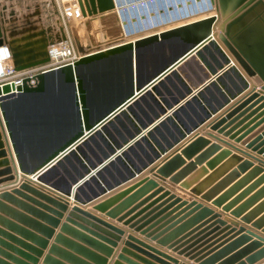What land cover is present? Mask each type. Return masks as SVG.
Wrapping results in <instances>:
<instances>
[{
  "label": "water",
  "instance_id": "obj_1",
  "mask_svg": "<svg viewBox=\"0 0 264 264\" xmlns=\"http://www.w3.org/2000/svg\"><path fill=\"white\" fill-rule=\"evenodd\" d=\"M78 1L90 49H97L82 53L72 64L26 77L21 84H5L0 88V107L3 108L5 98L11 93L43 90L44 78L51 74H62L72 87L76 131L53 148L43 162L28 168L20 160V168L32 171L35 176L30 181L44 183L41 184L60 198L72 197L86 207L93 204V209L106 212L107 216L129 225L157 245L196 263L254 264L262 259L264 236L245 226L234 230L240 237L207 253L197 252L193 247L219 226L230 223L236 227L238 224L222 218V213L212 206L251 223L264 233V215L255 219L264 211V200L260 201L264 197V186L235 207L264 181V175L230 200L253 176L264 171V112L241 134L235 133L264 108V0H216V15L145 33L135 39H129L125 32L121 15L116 10V0ZM53 31L54 28L49 26L40 33L42 38L38 44L42 55L29 58L25 53L22 55L24 45L17 43L19 39H8L0 15V45H10L12 62L17 70L50 60L49 45L67 39L64 25H59L54 35L50 34ZM112 42L117 43L112 45ZM76 43L81 52L78 41ZM104 44L105 48H98ZM96 63L101 69L97 70L94 79L98 78L99 82L90 85L83 67ZM114 65L118 66L117 71L112 70ZM94 94L98 99L91 103L90 97ZM2 114L9 127L5 111ZM206 127L211 130H207L206 135L201 134ZM2 128L0 116V149L5 147ZM9 135L18 152L11 130ZM211 138L216 141L212 142ZM221 143L245 157L234 154L225 165L216 169L223 156L232 154L231 149H223ZM220 150L222 152L216 158L209 160ZM5 153L1 150L0 156ZM236 161V167L226 169ZM7 162L3 160L0 164ZM205 162L207 168L202 167L198 172L215 170L192 188L198 198L166 180L169 178L181 187L190 188L191 178L184 179ZM252 167L240 178L241 173ZM10 170L6 168L0 173L6 174ZM155 178L163 183L159 184ZM9 179L13 177L5 178ZM165 186H168L167 190ZM154 187L155 190L140 199ZM20 189L44 197L63 210L67 208L68 199H52L28 186L27 182H23ZM13 193L40 203L20 190L14 189ZM159 193L162 194L155 199ZM78 203L70 209L68 222L77 224L75 221H78L114 240L120 238L124 232L120 227ZM52 211L56 216L61 215ZM56 216L48 217L53 226L59 223ZM206 219V224H212L197 234L201 238L193 243L194 238L185 240L199 231L205 225L199 223ZM63 229L74 230L68 224ZM46 230V234L51 235L52 230ZM189 231L192 232L187 233ZM59 239L99 264L104 263V258L72 240ZM247 241L252 242L236 250ZM125 244L160 264L178 261L174 255L135 234H129ZM58 252L75 264H90L67 251ZM47 261L64 264L51 257Z\"/></svg>",
  "mask_w": 264,
  "mask_h": 264
},
{
  "label": "crops",
  "instance_id": "obj_2",
  "mask_svg": "<svg viewBox=\"0 0 264 264\" xmlns=\"http://www.w3.org/2000/svg\"><path fill=\"white\" fill-rule=\"evenodd\" d=\"M31 2L32 0H0V15L3 25L5 26L6 23L8 21H11L12 19H19L24 17L25 15H31L33 11V9L31 8ZM119 3H116V10L119 9V12H121L122 10L121 13L123 19H125V23H128V20L132 21V15H130V12L125 11L126 8L128 9L130 3H128L127 0H119ZM75 12L77 13V17L84 22V17L82 16L81 11L79 10ZM70 22V16L67 15L65 17V23L68 29L70 30L73 38L75 39L74 31L72 29V25H70ZM125 23L123 21V25ZM17 30L22 31L20 29ZM55 32H57V29L51 32L50 34L54 35ZM47 35H44V37ZM27 36L28 34L26 32H21L17 33L15 37L21 41V45L27 46V44H29V39H24ZM41 38L42 35H40L39 37H34V43L38 44V41H40ZM88 41L90 43L89 39ZM30 56L32 57V55ZM30 56L29 58H31ZM99 65L100 64L96 63L83 67V73L86 75V78L90 85H96L99 82L98 78L94 79V76L96 77L98 73L97 70L101 69ZM112 67V70L117 71V65H114ZM33 83L35 84V81ZM97 99L98 96L94 94L90 97V102L94 103L93 101H97ZM3 111H5L6 113L9 127L5 123V118L2 114ZM263 112L264 108L261 109L248 121H246L243 125H241L235 131V133L241 134L256 120H258L263 114ZM0 116L3 122L2 131L4 133L3 139L5 141V147L3 149L1 148L0 151H6L5 155L0 156V162H2L3 160H8L6 164H0V172L6 168L11 169L9 173H0V264H51L47 261L49 257L58 260L64 264H75L63 257L58 252L59 250H64L71 254H74L75 256L81 258L86 262H89L90 264H99L98 262L90 259L87 255H85L86 253H84L83 251L69 247L65 243V241L63 239H59V237L70 239L73 242L84 247L85 249L89 250L90 252L101 256L105 259L103 264H160L155 260L143 255L142 253H139L133 248L126 246L125 243L129 234H135L141 240L154 244L158 248L163 249L164 251H167L170 254L174 255L178 260L175 264H199L194 262L193 260H189L184 255H178L177 253L172 252V250H168L165 247L157 245L155 241L152 242L149 238H146L145 235H141L139 232H135L134 229L129 227V225H124L123 222H118L116 218L107 216L106 212L102 213L93 209V204H90L88 207H86L73 200L72 197H66L64 199H68L67 208L63 210L62 208L58 207V205L48 201L44 197H40L28 192L27 190L20 189V185L23 182H27L28 186L39 190L46 196H49L52 199L64 201V199L60 198L56 193L49 191L47 188H45L42 185L44 183L30 181L31 178H34L35 174L32 173V171H28L27 169L22 170L19 166L20 160L21 162L26 164V167L28 168L37 163L43 162L45 160V157L53 148L67 140L77 129V113L73 102L72 87L71 84L65 81V78L62 74L56 73L46 76L44 78V88L41 91L25 93L16 91L15 93H11L10 95H8L7 98H5L4 107H0ZM9 130L14 133L18 152L13 147L12 140L9 135ZM207 130L211 129L206 127L202 129L200 133L206 135L205 132ZM212 132L236 144L237 146L246 149L244 146H241L229 137H225L223 136V134L217 133V131ZM211 140L212 142L216 141L214 138H211ZM187 143L188 141L184 144ZM221 144L223 146V149H231L232 154L229 156H223L219 160L216 169L225 165L234 154L242 156V158L245 157L242 153L234 150L233 148H230L226 144ZM246 150L252 152L250 149ZM221 152L222 150L218 151L212 157H210L209 160L216 158ZM253 153L263 158L262 155H258L255 152ZM187 162H189V160ZM237 163L238 161L234 162L226 169L230 170L236 167ZM255 164H257V162ZM206 165L207 162H205L202 166H199L198 169H196L184 179L187 180L191 178L192 182L190 188L181 187L180 184H175L171 182L169 178L166 180L167 182L173 184L176 187L183 188L187 193L196 196L195 193L191 191L192 188L194 186H197L199 182L204 180L215 170L208 169L207 172L203 174L202 171L198 172L200 169H202V167L207 168ZM252 169L253 167L248 169L245 173H241L240 178L244 177ZM263 175L264 171H261L255 176H253L238 193L231 197L230 200L235 198L240 192H242L245 188L256 182ZM8 176H12L13 179L5 180V178H8ZM155 179L159 182V184L163 183L159 178ZM263 186L264 181H262L259 186L255 188L247 197L240 201V203L235 205V207L240 205L251 194H253L255 191H257ZM155 188L156 187L147 191L143 196L140 197V199L144 198L150 192L155 190ZM14 189L20 190L22 193L31 196L40 203H35L29 199H25L24 197H22V195L18 193H13ZM165 189L167 190L168 186H165ZM161 194L162 193H159L154 198H158ZM196 197L198 198V196ZM261 200H264V197L260 199V201ZM75 203H78L81 207L92 211L98 216L117 225L124 231L123 234H121L118 240H114L109 236L78 221L74 220L78 225L68 222L67 218L69 211L72 206L75 205ZM133 204H131L130 206H132ZM256 205L257 204L250 207L245 212V214L250 212ZM145 206L146 205L137 209L136 212H138ZM173 207L175 208V206ZM212 207H214L216 211L221 212L222 218L227 219L228 222H237L238 224L236 227L232 226L233 224L230 223L225 226H219V229L213 231V233L209 234L206 238L199 241L195 247H193L197 248V252L203 251L204 253H207L211 250H214L224 242H229V240L233 241L236 238L240 237L241 235H237L238 231H234L238 230L237 228H239L240 226L250 228L256 233L264 236L262 230L252 227L251 223L247 224L241 221V218H235L229 212H224L221 208L215 206ZM50 208L55 211H58L61 215L56 216V213ZM183 208L178 210L181 211ZM263 215L264 211L259 213V215L255 219H258ZM49 216H56L59 218V223L57 226H53L49 223ZM206 221L207 219L199 223V225H205L198 229L199 231H195V233H192L190 237H187L185 240H190L191 238H194L191 241V243H193L199 238H201L199 236L197 237V234L204 231L212 224V222L206 224ZM65 224H68L74 230H64L63 226ZM229 224L230 227H228ZM47 228H50L52 230L51 235L46 234ZM211 230L212 229L208 230L206 233L210 232ZM190 232L192 231H189L187 233ZM251 242L252 241L245 242L236 250L238 251L246 247ZM99 244L104 247L102 248L101 246H99ZM56 248H58L59 250L56 251ZM261 248L262 247L255 249L253 252H257ZM245 259L246 257L242 260ZM262 263H264V257L254 264Z\"/></svg>",
  "mask_w": 264,
  "mask_h": 264
},
{
  "label": "built area",
  "instance_id": "obj_3",
  "mask_svg": "<svg viewBox=\"0 0 264 264\" xmlns=\"http://www.w3.org/2000/svg\"><path fill=\"white\" fill-rule=\"evenodd\" d=\"M58 9L63 25L67 33V39L49 48L50 60L34 67L17 70L12 62V49L8 43L0 45V88L5 84H21L26 77L59 68L74 63L80 58L75 39L66 26L65 17L74 11L80 10L78 0H49ZM138 1V2H137ZM127 0L130 3L126 12L132 15V21L124 24L126 34H134L135 31L154 29L164 26L174 20L186 19L201 14V12L213 9V5H207V0ZM81 11V10H80ZM136 11V12H135ZM122 12V10H121ZM120 13L122 21V13ZM129 14V13H127ZM70 16V15H69ZM34 82V80H32Z\"/></svg>",
  "mask_w": 264,
  "mask_h": 264
},
{
  "label": "rangeland",
  "instance_id": "obj_4",
  "mask_svg": "<svg viewBox=\"0 0 264 264\" xmlns=\"http://www.w3.org/2000/svg\"><path fill=\"white\" fill-rule=\"evenodd\" d=\"M117 2L119 3V0H116V3ZM216 2H217L216 0H207L206 4L209 5V7H210V5H213L214 8L211 10L208 9L207 11L201 12V14L208 12V14L202 18H205L207 16H211L213 13L216 14V12H215V11H217L216 10V8H217ZM31 8L33 9L31 15H28V16L25 15L24 17L19 18V19L18 18L12 19L11 21H8L5 26L3 25L8 39H13V38L18 39L15 37L17 33L26 32L28 34V36L25 37L24 39H29V41H35L34 37H37V36L39 37L40 33L43 30H45L46 28H48L49 26H52L54 28V30H56V29L58 30L59 25H63V21H62L61 16L59 15L57 7L52 2H50L49 0H32ZM75 14L77 15V13L75 11L71 12L69 14L70 20H71V15L75 16ZM201 14H198L195 16H199ZM195 16H191V17H195ZM202 18H198L196 20H199ZM183 20H185V19H181V20H177V21H183ZM175 21L176 20H174V22ZM192 21H195V19L190 20V22H192ZM70 25H72L71 22H70ZM17 29H20L22 31H19ZM72 29H73V27H72ZM73 31H74V29H73ZM20 42L21 41L19 40L17 43L20 44Z\"/></svg>",
  "mask_w": 264,
  "mask_h": 264
},
{
  "label": "bare ground",
  "instance_id": "obj_5",
  "mask_svg": "<svg viewBox=\"0 0 264 264\" xmlns=\"http://www.w3.org/2000/svg\"><path fill=\"white\" fill-rule=\"evenodd\" d=\"M71 10H73V9H71ZM117 10L119 11V9H117ZM71 12H74V11H71ZM215 12L217 14V11H215ZM207 14H208V12L207 13H204V14H201L199 16L186 18L183 21H177V22L175 21L173 23L171 22V23H168L167 25H165L164 27L163 26H158L157 28H154V29H149V30L144 29L143 31H137L134 34H132V33L129 34V39H135L136 37H138V36H140L142 34H145V33L146 34H149V32H155V31H158V30H163V29H167V28L174 27V26L183 25V24H186V23L190 22V20H194V19L196 20L198 18H202V17H204ZM216 14L213 13L212 15H216ZM71 23H72V27L74 29L75 41H78L79 46L81 48V52L79 51L80 52V56L84 52L87 53L88 51H92L94 49H97V48H91L90 49V46H89L90 43L88 41L89 37H88L87 31H86L84 22L81 19H79L76 14H75V16L71 15ZM124 23H125V21H124ZM117 42H112L111 44L113 45V44H116ZM28 43L31 46H28V44H27V46L24 45V47L21 48L22 55L24 56L23 53H25L27 56L28 55L29 56L32 55V57L35 56L36 58H39L40 55H42V51H41V48H40V44L39 45L38 44H35L34 41H29ZM55 44H57V43H55ZM55 44H52V45H55ZM50 46L51 45H49L48 48H50ZM105 47H106V44H104L102 46H99L98 48H105Z\"/></svg>",
  "mask_w": 264,
  "mask_h": 264
}]
</instances>
